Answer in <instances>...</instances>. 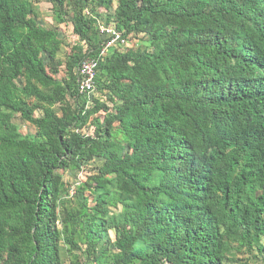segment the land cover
I'll list each match as a JSON object with an SVG mask.
<instances>
[{"label": "trees", "instance_id": "16d2710c", "mask_svg": "<svg viewBox=\"0 0 264 264\" xmlns=\"http://www.w3.org/2000/svg\"><path fill=\"white\" fill-rule=\"evenodd\" d=\"M39 1L0 0V264H264V0H50L65 62Z\"/></svg>", "mask_w": 264, "mask_h": 264}, {"label": "rangeland", "instance_id": "374dc122", "mask_svg": "<svg viewBox=\"0 0 264 264\" xmlns=\"http://www.w3.org/2000/svg\"><path fill=\"white\" fill-rule=\"evenodd\" d=\"M36 9H38L40 12H42L44 19H46L48 21L47 23L50 25V26H46L43 23V26L47 29H56V31L58 30L59 34L61 35L60 37L62 38L63 47L61 49L59 58L63 60L62 62H65V59H66L64 57L65 51L67 52L69 49H71V47H73V44L76 42L75 36L70 33V30H69V28H67L66 25L62 24V25L56 27L54 22L49 21L51 18L50 14H51V9H52L51 4H50V0H40L38 2V4H36ZM106 15H107V13L105 14V17H106ZM38 19L36 20L37 22H38ZM103 21H104V18H103ZM101 24L102 25H100V27H107L108 28V26L104 25V23H101ZM146 40L147 39L142 37V36L130 37L128 43H126L125 48H127L128 50L129 49L136 50L139 47L146 46V44H147ZM63 71L64 70L61 68V72L59 71V74L56 76V78L61 79L63 77ZM13 123L18 127L19 132L22 135H33L34 134L35 129L32 126H30L29 124L22 122L20 119L14 118ZM91 132H92L91 128H89L88 130H84V134L90 135V134H92ZM98 164H100V163L93 162L92 164H90L88 166L87 169L83 170L82 172H76V171L65 172L62 174V181L65 184H68L72 188H74V186L78 185L79 183L84 182L87 175L90 172L91 173L96 172L95 169L98 167ZM72 192H73V189L70 190L69 194H72ZM85 195L87 196V193H85Z\"/></svg>", "mask_w": 264, "mask_h": 264}, {"label": "built area", "instance_id": "2783aa9c", "mask_svg": "<svg viewBox=\"0 0 264 264\" xmlns=\"http://www.w3.org/2000/svg\"><path fill=\"white\" fill-rule=\"evenodd\" d=\"M99 33L101 36L108 38L100 55H104L105 51L110 48L123 49L126 47L125 40L121 37L120 33L116 32L114 29L99 27ZM96 64L95 60L87 58L81 60L76 69V75L78 76V93L85 94L89 98L96 97V88L94 84Z\"/></svg>", "mask_w": 264, "mask_h": 264}, {"label": "crops", "instance_id": "0c3cea01", "mask_svg": "<svg viewBox=\"0 0 264 264\" xmlns=\"http://www.w3.org/2000/svg\"><path fill=\"white\" fill-rule=\"evenodd\" d=\"M37 11H38V17H37V19H38V24L40 25V26H42V27H44L43 26V23H44V25H46V26H50L47 22V20L46 19H44V16H43V14H42V12H40L38 9H37ZM36 19V20H37ZM50 22H53L52 20H51V18H50V20H49ZM100 25H102L101 23H100ZM100 25H99V27H100ZM58 26H60V25H56V27H58ZM52 27V26H51ZM45 28V27H44ZM67 28H69V30H70V33L72 34V28H71V26L70 25H67ZM108 28L109 29H114L113 28V26H108ZM47 29V28H46ZM60 55V54H59ZM61 61H63L62 59H61Z\"/></svg>", "mask_w": 264, "mask_h": 264}]
</instances>
